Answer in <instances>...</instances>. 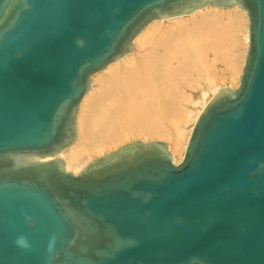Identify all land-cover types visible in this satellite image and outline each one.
<instances>
[{
	"label": "water",
	"instance_id": "water-1",
	"mask_svg": "<svg viewBox=\"0 0 264 264\" xmlns=\"http://www.w3.org/2000/svg\"><path fill=\"white\" fill-rule=\"evenodd\" d=\"M206 6L245 11L249 45L181 162L136 140L66 171L92 75ZM0 264H264V0H0Z\"/></svg>",
	"mask_w": 264,
	"mask_h": 264
},
{
	"label": "bare ground",
	"instance_id": "bare-ground-1",
	"mask_svg": "<svg viewBox=\"0 0 264 264\" xmlns=\"http://www.w3.org/2000/svg\"><path fill=\"white\" fill-rule=\"evenodd\" d=\"M247 26L237 6H206L147 24L129 53L92 75L77 109L76 138L58 154L64 169L76 175L93 159L136 140L165 141L178 165L207 103L226 83L239 85Z\"/></svg>",
	"mask_w": 264,
	"mask_h": 264
},
{
	"label": "rangeland",
	"instance_id": "rangeland-1",
	"mask_svg": "<svg viewBox=\"0 0 264 264\" xmlns=\"http://www.w3.org/2000/svg\"><path fill=\"white\" fill-rule=\"evenodd\" d=\"M217 67H218V69H221L222 68V65L220 64V63H218L217 64ZM229 85V84H228ZM228 85H227V83L225 84V85H223V87L225 88V87H228ZM199 91H200V89H198L197 91H195V92H193V97L196 99L197 97H198V95H200L199 94ZM189 125L190 124H187L185 127H186V129H188L189 128ZM161 141V140H160ZM163 142H165V141H163ZM166 143V142H165Z\"/></svg>",
	"mask_w": 264,
	"mask_h": 264
}]
</instances>
